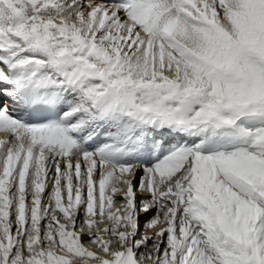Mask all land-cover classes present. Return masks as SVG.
I'll list each match as a JSON object with an SVG mask.
<instances>
[{
  "label": "snow or ice",
  "instance_id": "obj_1",
  "mask_svg": "<svg viewBox=\"0 0 264 264\" xmlns=\"http://www.w3.org/2000/svg\"><path fill=\"white\" fill-rule=\"evenodd\" d=\"M0 264H264V0H0Z\"/></svg>",
  "mask_w": 264,
  "mask_h": 264
},
{
  "label": "bare ground",
  "instance_id": "obj_2",
  "mask_svg": "<svg viewBox=\"0 0 264 264\" xmlns=\"http://www.w3.org/2000/svg\"><path fill=\"white\" fill-rule=\"evenodd\" d=\"M143 219V218H142Z\"/></svg>",
  "mask_w": 264,
  "mask_h": 264
}]
</instances>
